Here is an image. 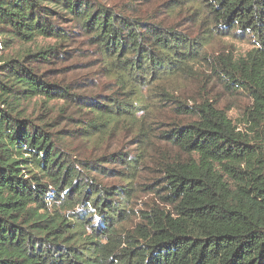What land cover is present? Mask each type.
I'll return each instance as SVG.
<instances>
[{"label": "trees", "instance_id": "16d2710c", "mask_svg": "<svg viewBox=\"0 0 264 264\" xmlns=\"http://www.w3.org/2000/svg\"><path fill=\"white\" fill-rule=\"evenodd\" d=\"M117 1L0 0L2 43L56 41L0 65V264H264V0ZM74 31L109 97L33 66ZM36 96L64 105L33 117Z\"/></svg>", "mask_w": 264, "mask_h": 264}, {"label": "rangeland", "instance_id": "374dc122", "mask_svg": "<svg viewBox=\"0 0 264 264\" xmlns=\"http://www.w3.org/2000/svg\"><path fill=\"white\" fill-rule=\"evenodd\" d=\"M108 1V0H104ZM124 0H118L117 2L122 3ZM128 0H125V2ZM72 35V41L69 44L64 45L60 48V54L58 59H53L50 64L37 63L34 64L41 74L45 75L52 81H65L71 88H76L77 93L84 95L86 98H90L95 94H102L104 97H109L112 93L109 90V83L104 77L103 72L100 67V61L94 54V48L90 46L85 35L79 31H74ZM5 40H0V65H2L6 60L10 58L16 59L21 57L23 54L29 51H38L40 49H45L50 45L55 44L54 39H37L33 43H2ZM252 45L249 41L239 40L234 38H218L211 46L212 53H233L235 56L244 55L249 50H251ZM47 71V72H46ZM222 91H220L221 93ZM223 105L231 109L229 111L230 116L236 120L240 116V109L245 103L248 102L246 98H229L221 95ZM64 102L60 99L51 100L49 103L43 96H36L31 100L25 101L22 108L26 109L28 115L33 117H49L50 114H58L61 107H63ZM240 108V109H239ZM242 110V109H241ZM121 138L115 136L114 140L109 142L108 149L113 146H119V148L126 147L127 142L120 143ZM159 143V144H158ZM126 144V145H125ZM159 145V148L163 149L165 153L174 154L176 150L171 148V146L162 141L155 142ZM129 147V146H128ZM104 148H107L104 147ZM104 148H100L97 151V155L102 153ZM86 153H90L87 151ZM154 165L153 161H148L147 171L142 174L145 178V182L154 180ZM108 183H113L114 181L108 180ZM156 195L150 192H142L137 198V203L140 207L145 204L152 203L153 201H158Z\"/></svg>", "mask_w": 264, "mask_h": 264}]
</instances>
